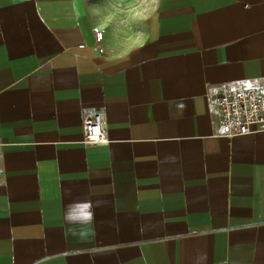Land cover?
Returning a JSON list of instances; mask_svg holds the SVG:
<instances>
[{"label":"crops","instance_id":"crops-1","mask_svg":"<svg viewBox=\"0 0 264 264\" xmlns=\"http://www.w3.org/2000/svg\"><path fill=\"white\" fill-rule=\"evenodd\" d=\"M144 18L124 45L89 0H0V264H264V129L214 107L264 91V0Z\"/></svg>","mask_w":264,"mask_h":264},{"label":"built area","instance_id":"built-area-1","mask_svg":"<svg viewBox=\"0 0 264 264\" xmlns=\"http://www.w3.org/2000/svg\"><path fill=\"white\" fill-rule=\"evenodd\" d=\"M97 40L103 31L93 27ZM215 116L221 133L232 137L264 129V91L255 88L224 89L214 99ZM104 115L97 110L81 115L83 141L86 144H106L108 137Z\"/></svg>","mask_w":264,"mask_h":264},{"label":"rangeland","instance_id":"rangeland-1","mask_svg":"<svg viewBox=\"0 0 264 264\" xmlns=\"http://www.w3.org/2000/svg\"><path fill=\"white\" fill-rule=\"evenodd\" d=\"M154 0H89L92 13L107 18L105 25L126 35L124 45L134 42L142 34L144 17L153 7Z\"/></svg>","mask_w":264,"mask_h":264}]
</instances>
